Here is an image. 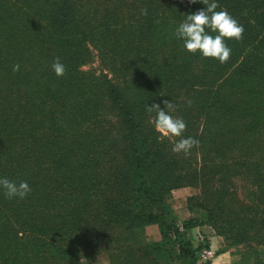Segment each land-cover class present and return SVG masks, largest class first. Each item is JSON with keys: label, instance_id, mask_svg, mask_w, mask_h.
Instances as JSON below:
<instances>
[{"label": "trees", "instance_id": "obj_1", "mask_svg": "<svg viewBox=\"0 0 264 264\" xmlns=\"http://www.w3.org/2000/svg\"><path fill=\"white\" fill-rule=\"evenodd\" d=\"M215 2L244 27L224 64L175 35L199 2L0 0V178L32 189L0 188V264H82L100 241L111 264L191 260L183 230L203 225L264 264V0ZM164 99L200 142L188 156L147 111ZM182 187L200 217L180 230L167 196ZM149 225L160 241L137 235Z\"/></svg>", "mask_w": 264, "mask_h": 264}, {"label": "clouds", "instance_id": "obj_2", "mask_svg": "<svg viewBox=\"0 0 264 264\" xmlns=\"http://www.w3.org/2000/svg\"><path fill=\"white\" fill-rule=\"evenodd\" d=\"M190 4L197 2L206 7L197 10L194 14L186 15V19L179 24L175 35L177 39L183 40L185 49L192 54L201 53L205 58L217 59L221 64L226 63L231 56V48L225 43L226 39L241 41L243 39L244 27L238 23L226 10L216 11L218 4L215 0H188ZM143 15H147V10H142ZM217 33L210 35L209 31ZM20 65L13 66V71H19ZM52 68L58 77L65 75L66 68L57 57L52 64ZM160 103H152L148 106V113H155L152 121L154 127L162 138L175 140L173 153H183L185 156L191 154L194 147H199V140L192 137H183L186 131V122L183 118L174 117L171 112L176 111L177 105L173 101L164 99ZM189 106L191 101H188ZM178 138V139H175ZM0 188L4 190V195L9 198L24 199L32 191L27 182L17 184L7 178H0Z\"/></svg>", "mask_w": 264, "mask_h": 264}, {"label": "rangeland", "instance_id": "obj_3", "mask_svg": "<svg viewBox=\"0 0 264 264\" xmlns=\"http://www.w3.org/2000/svg\"><path fill=\"white\" fill-rule=\"evenodd\" d=\"M85 70L99 69V63L94 60L93 63L86 65ZM115 120V119H113ZM197 194V190L190 187L177 188L171 191L167 196V206L175 216L178 222V228L182 229V223L190 219L199 220L200 212L195 210L193 213L187 209V198ZM198 227V226H196ZM206 229L212 230L211 227L203 225ZM195 228V227H194ZM183 230L187 234L188 239L195 248L193 258L188 260L175 256L172 260L163 259L161 264H239L240 249L238 246H231L224 242V240L217 236L211 239L201 237L197 232L192 233L191 230ZM137 235L146 239L148 242H158L161 239L158 227L156 225L145 226L137 231ZM218 240V241H217ZM95 254L91 259H83L82 264H111L110 255L114 251L113 243L109 241H100L96 243ZM241 253V252H240ZM258 253L261 260L264 262V244L258 247Z\"/></svg>", "mask_w": 264, "mask_h": 264}, {"label": "crops", "instance_id": "obj_4", "mask_svg": "<svg viewBox=\"0 0 264 264\" xmlns=\"http://www.w3.org/2000/svg\"><path fill=\"white\" fill-rule=\"evenodd\" d=\"M191 232L192 233L197 232V234H199L201 237L203 236L204 238L207 239H211L212 237H216L218 239V237L215 236V232L213 230L206 229L203 226L195 227L191 230Z\"/></svg>", "mask_w": 264, "mask_h": 264}]
</instances>
